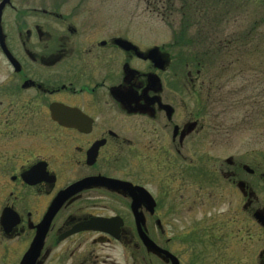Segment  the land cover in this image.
<instances>
[{"label": "flooded vegetation", "instance_id": "obj_1", "mask_svg": "<svg viewBox=\"0 0 264 264\" xmlns=\"http://www.w3.org/2000/svg\"><path fill=\"white\" fill-rule=\"evenodd\" d=\"M101 16L1 9L0 264H264V119L220 155L200 69Z\"/></svg>", "mask_w": 264, "mask_h": 264}, {"label": "rangeland", "instance_id": "obj_2", "mask_svg": "<svg viewBox=\"0 0 264 264\" xmlns=\"http://www.w3.org/2000/svg\"><path fill=\"white\" fill-rule=\"evenodd\" d=\"M55 1L71 6L78 0ZM235 1L240 5L230 7L222 25L213 21V29L184 31L180 17L168 16L166 5L156 0H82V7L103 13L101 22L108 29L129 31L143 46L162 47L174 61L185 60L192 75L200 69L202 85L217 94L219 119L230 129V137L219 140V154L234 158L242 155L246 136L251 135L246 129L248 120L256 129L254 121L264 119V24L254 22L264 17V3ZM16 2L48 6L54 0ZM198 63L201 67H196Z\"/></svg>", "mask_w": 264, "mask_h": 264}, {"label": "trees", "instance_id": "obj_3", "mask_svg": "<svg viewBox=\"0 0 264 264\" xmlns=\"http://www.w3.org/2000/svg\"><path fill=\"white\" fill-rule=\"evenodd\" d=\"M257 1L260 4L264 3V0ZM156 2L166 5L169 11L168 16L173 13L180 17L182 26L180 30L184 31L189 28H196L198 31L210 29L213 21H218L222 25V21L232 10H230V7L240 5L235 0H156ZM254 22L264 24V17L256 19ZM215 24L217 23L215 22ZM216 51H219L218 48H216Z\"/></svg>", "mask_w": 264, "mask_h": 264}, {"label": "water", "instance_id": "obj_4", "mask_svg": "<svg viewBox=\"0 0 264 264\" xmlns=\"http://www.w3.org/2000/svg\"><path fill=\"white\" fill-rule=\"evenodd\" d=\"M5 2H6V0H2L0 2V13H1V9L4 6ZM121 42H122V44L126 43L125 41H121ZM0 44L2 45V42H0ZM2 47H3V45H2ZM71 189L72 188L65 189L64 191L59 193V195L55 198L54 202L49 207V210L46 214L47 215V218H46L47 223L50 221L51 217L58 211V209L61 207V205L64 203V201L69 197ZM99 220L100 219L91 220L88 224L97 225V224H99ZM141 236H142L141 238L144 241V243H146V245L149 246L150 243H148L146 237L144 235H141Z\"/></svg>", "mask_w": 264, "mask_h": 264}]
</instances>
